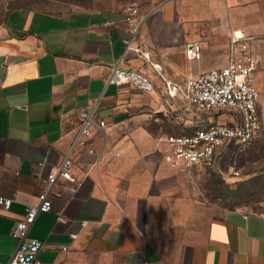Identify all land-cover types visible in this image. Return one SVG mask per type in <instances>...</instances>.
Here are the masks:
<instances>
[{"label":"crops","instance_id":"0c3cea01","mask_svg":"<svg viewBox=\"0 0 264 264\" xmlns=\"http://www.w3.org/2000/svg\"><path fill=\"white\" fill-rule=\"evenodd\" d=\"M128 1L26 0L0 25V195L12 199L0 205V264L24 205L67 154L78 184L58 179L52 208L29 230L39 264H264V214L209 202L204 166L172 165L161 140L212 120L184 82L224 66L233 35L258 58L251 78L264 133V0H137L143 21L126 49ZM194 41L199 59L184 52ZM115 65L141 71L153 89L108 82ZM92 104L105 125L73 147L78 109Z\"/></svg>","mask_w":264,"mask_h":264},{"label":"built area","instance_id":"2783aa9c","mask_svg":"<svg viewBox=\"0 0 264 264\" xmlns=\"http://www.w3.org/2000/svg\"><path fill=\"white\" fill-rule=\"evenodd\" d=\"M125 13L128 35L123 42L128 49L135 43L143 16L136 3L130 4ZM184 52L191 58L199 59V42L187 43ZM257 65L258 58L248 50L247 39L233 35L229 42L228 61L224 66L201 71L185 79L184 94L192 105L208 114L227 113L230 121H201L190 134L161 137L168 146L164 155L168 162L172 165L181 164L185 169L195 166L211 167L224 150L243 149L251 143L261 129L258 91L251 78ZM107 81L129 82L146 91L153 89V83L147 75L119 65L113 66ZM95 109L96 104L79 107L80 123L73 147L84 144L94 129H101L105 125L103 119L94 121ZM72 166L70 155H65L58 168L49 171L42 179L43 189L37 194V202L24 205L23 216L15 222L10 233L17 244L6 264H39L37 254L42 244L29 235L30 227L38 213L52 208V192L58 179L78 184V179L71 172ZM74 189V186L70 187L71 192ZM11 201V197L0 195V205L8 206ZM57 219L63 221L64 217L59 214ZM86 223L87 220L82 221L83 225Z\"/></svg>","mask_w":264,"mask_h":264},{"label":"rangeland","instance_id":"374dc122","mask_svg":"<svg viewBox=\"0 0 264 264\" xmlns=\"http://www.w3.org/2000/svg\"><path fill=\"white\" fill-rule=\"evenodd\" d=\"M71 4L91 7L97 0H66ZM26 0H0V25L13 6ZM109 2V0H107ZM137 0H129L127 7ZM142 15V13H141ZM219 113L208 114L212 121ZM199 187L211 203L225 208H239L264 214V133L258 132L251 143L243 148L224 150L215 164L198 170Z\"/></svg>","mask_w":264,"mask_h":264}]
</instances>
